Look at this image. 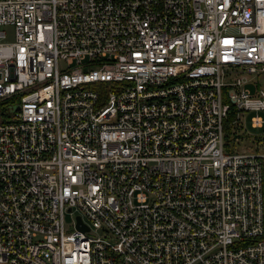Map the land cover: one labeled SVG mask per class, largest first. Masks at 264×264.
<instances>
[{"label":"built area","instance_id":"obj_1","mask_svg":"<svg viewBox=\"0 0 264 264\" xmlns=\"http://www.w3.org/2000/svg\"><path fill=\"white\" fill-rule=\"evenodd\" d=\"M250 71L264 0H0V264H264Z\"/></svg>","mask_w":264,"mask_h":264},{"label":"rangeland","instance_id":"obj_2","mask_svg":"<svg viewBox=\"0 0 264 264\" xmlns=\"http://www.w3.org/2000/svg\"><path fill=\"white\" fill-rule=\"evenodd\" d=\"M4 29L3 39H9L12 36V29L9 25H1ZM245 77L248 78L246 86L249 89H256L261 87L264 89V71L244 73ZM254 113V110H243L237 120H232L230 125L231 138L229 140L230 146L238 149H252V147L258 146L257 143L260 142L256 140L257 138H264V134H261V126L253 125L250 123V117ZM242 124V127L239 124ZM232 134L234 136H232ZM264 146V145H263ZM69 220V215L65 214V222Z\"/></svg>","mask_w":264,"mask_h":264},{"label":"trees","instance_id":"obj_3","mask_svg":"<svg viewBox=\"0 0 264 264\" xmlns=\"http://www.w3.org/2000/svg\"><path fill=\"white\" fill-rule=\"evenodd\" d=\"M235 111L236 109L233 107V105H229L228 109H227V114L223 120L224 122V137L228 140L231 138V133H230V125H231V121L234 118L235 115ZM234 136V135H232ZM264 179V177H263ZM263 185H264V180H263Z\"/></svg>","mask_w":264,"mask_h":264},{"label":"water","instance_id":"obj_4","mask_svg":"<svg viewBox=\"0 0 264 264\" xmlns=\"http://www.w3.org/2000/svg\"><path fill=\"white\" fill-rule=\"evenodd\" d=\"M78 228H85V224L80 222L79 216H77V223H76Z\"/></svg>","mask_w":264,"mask_h":264},{"label":"crops","instance_id":"obj_5","mask_svg":"<svg viewBox=\"0 0 264 264\" xmlns=\"http://www.w3.org/2000/svg\"><path fill=\"white\" fill-rule=\"evenodd\" d=\"M263 194H264V185H263ZM263 208H264V200H263Z\"/></svg>","mask_w":264,"mask_h":264}]
</instances>
